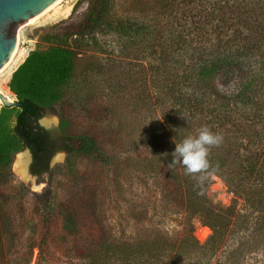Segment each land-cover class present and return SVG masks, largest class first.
Returning <instances> with one entry per match:
<instances>
[{"label": "trees", "instance_id": "trees-1", "mask_svg": "<svg viewBox=\"0 0 264 264\" xmlns=\"http://www.w3.org/2000/svg\"><path fill=\"white\" fill-rule=\"evenodd\" d=\"M88 4L84 20L65 33L63 45L32 52L12 74L10 90L18 104L27 103L1 109L0 182L10 173L14 156L26 149L32 154L33 175L50 173V187L67 178L64 230L69 253L81 264H264V0L124 4L88 0ZM107 40L117 41L119 59L149 58L147 73L157 79L151 82L167 99V107H161L162 132H152L153 141L144 148L132 144L128 151L117 140L116 149L109 151L95 132L70 133L78 115L71 112L80 111L67 106L68 98L79 93L72 86L75 61L87 63L84 76L104 75L100 63ZM217 83L231 91L222 92ZM75 102L80 104L78 98ZM15 108L19 112L9 135L7 122ZM47 112L60 117V133L40 125ZM205 126L223 136L221 145L210 149L209 168L192 175L180 164L170 167L175 143ZM155 148L160 156L153 158ZM59 152L69 156L67 162L51 171L50 161ZM162 153L164 158L159 159ZM77 158L104 173L113 172L114 192L123 199L125 178L147 192L133 193L142 203L132 209L136 221L131 228L151 224L154 234L125 237L121 231L116 237L100 209L105 196L102 176L75 171ZM214 176L230 186L242 202L240 209L237 203L220 207L210 201ZM19 189L20 198L30 195L23 185ZM56 197L51 191L37 200L39 232L25 242L23 235L16 238L3 224L5 197L0 192V264L8 246L27 247L30 261L38 250L37 264L50 254L56 244ZM155 197L164 221L182 219L181 239L156 231L160 224L147 218L146 201ZM195 220L211 230L204 245L193 236Z\"/></svg>", "mask_w": 264, "mask_h": 264}, {"label": "rangeland", "instance_id": "rangeland-1", "mask_svg": "<svg viewBox=\"0 0 264 264\" xmlns=\"http://www.w3.org/2000/svg\"><path fill=\"white\" fill-rule=\"evenodd\" d=\"M128 1L116 0L117 4H124V2ZM88 7V0H63L62 3L42 16V18L37 19L33 23L29 21L18 28V36L20 38L17 47L18 56L13 63L14 65H11V69L9 68L5 73H0L1 91H4L13 102H18V100L10 90L9 82L15 70L32 52H45L51 45H63V36L84 20ZM107 41H110L105 48L107 53L104 55L103 63H100V65L103 64L101 67L105 71L104 75H99L95 78L84 76L83 70L87 67V63L75 61L74 85L72 86H74V90L79 92V95L74 91L76 96L68 98L67 102L69 103H67V106L72 105L73 108H79L80 111L71 112L78 115L77 120L69 129L70 133L95 132L96 135L101 137V144L103 143L104 147L109 151L116 149L117 140L118 142L121 140L125 147H128L126 149L128 151L129 146L132 144L144 148L143 145L153 141L152 132H158V134L162 132L160 125L164 123V109L161 107H163L162 105L167 107V99L159 92V87L152 84L151 81H156L157 79L152 78L151 72L147 73L149 61H151L149 58L143 60V56L137 55L128 59H119L121 56L118 53L117 41L113 44H111V40ZM217 85L222 92L231 91V88L227 86H221L219 83ZM74 92H72V95ZM76 98L80 100L78 105L75 102ZM2 108L3 105H0V112ZM83 109H86V111H82ZM18 112L19 109L15 108L11 113L10 120L7 122L9 135L13 134V129L16 125L15 116ZM39 123L47 130L60 133L61 121L57 115L47 112ZM120 124L124 125L121 132L119 131ZM155 151L152 155L153 158L157 154L158 157L160 156V152H157L159 150L155 148ZM22 154L30 159L27 171L29 170L31 173L33 158L31 152L26 149L14 156L10 173L7 174L5 181L0 182V192L5 197L1 206L3 224L11 227L12 233L16 238L23 235L25 242L29 239H35L39 232L35 212L36 202L38 199L46 198L53 191L54 196H57L56 244L54 249L50 251L48 256L43 258L40 264H81L73 254L71 255V252L69 253V237L64 230L67 178L65 176L62 177L64 180L59 178L57 182L53 183V187L49 186L51 181L50 173L42 176H35L31 173L33 175L31 180H22L16 168L18 158ZM68 157L64 152L55 154L50 161V170L63 167ZM163 158L164 155L162 153L159 159ZM158 163L160 162L158 161ZM73 164L75 171L80 174L90 177L91 174L98 173L102 176L105 196L101 199L100 209L102 217L112 227L116 237L121 234V231L127 234L125 237L130 234L138 235L139 233L145 237L154 234L150 233L154 229L151 224H146V226L138 224V226H135L136 230H134V227L131 228L132 223L136 221L133 220L132 209L142 203L140 196L136 197L134 194L145 195L147 192L137 188V185L135 186L129 178H125V181L129 182H125L123 186L124 199H126L124 200L114 192L116 180L113 172L104 173V171L94 167L89 161L81 158L73 159ZM212 179L213 183L208 190L210 201L220 207H228L237 203V209H240L242 202L237 199L230 186L219 177L214 176ZM21 185L30 192L26 199L20 198L21 190L19 188ZM158 200L155 197L147 200L148 202L146 201L148 208L147 218L154 224H160L159 229L157 228L156 231L166 232L172 239H181L184 236V228L180 225L182 219L172 218L164 221L165 217L156 209L159 206ZM206 228L197 220L194 221L193 236L200 245H204L211 236V230ZM5 251H8V253L3 264H29L30 262V264H37L38 250L35 251L32 261L29 259L27 247L8 246ZM194 256H196V253H194Z\"/></svg>", "mask_w": 264, "mask_h": 264}, {"label": "water", "instance_id": "water-1", "mask_svg": "<svg viewBox=\"0 0 264 264\" xmlns=\"http://www.w3.org/2000/svg\"><path fill=\"white\" fill-rule=\"evenodd\" d=\"M58 0H0V70L7 64L18 41V28L40 15ZM27 103L5 101L4 108ZM31 178L33 175L28 170Z\"/></svg>", "mask_w": 264, "mask_h": 264}, {"label": "clouds", "instance_id": "clouds-1", "mask_svg": "<svg viewBox=\"0 0 264 264\" xmlns=\"http://www.w3.org/2000/svg\"><path fill=\"white\" fill-rule=\"evenodd\" d=\"M175 143V139L173 141ZM223 136L212 132L208 127H202L197 135L185 138L181 143H175L172 153V165L180 164L188 174L195 175L209 168L208 156L212 147H219Z\"/></svg>", "mask_w": 264, "mask_h": 264}, {"label": "bare ground", "instance_id": "bare-ground-1", "mask_svg": "<svg viewBox=\"0 0 264 264\" xmlns=\"http://www.w3.org/2000/svg\"><path fill=\"white\" fill-rule=\"evenodd\" d=\"M63 0H58L56 3H54L53 5H51L49 8H47L44 12H42L39 16L33 18L32 20H30L31 22L30 23H33L35 22L37 19L39 18H42V16H44L45 14H47L48 12H50L52 9H54L56 6H58L60 3H62ZM19 36H18V41H17V44H16V47L14 49V52L11 56V59L10 61L4 65V67L1 69L2 71L0 73H5V71H7L11 65L14 63L16 57L18 56V42H19ZM14 65V64H13ZM11 69V68H10ZM5 101L7 102H12V99L10 97H8L4 91H1V88H0V105H4ZM29 158L28 156H24L23 154L20 155V157L18 158V161H17V171H18V174L20 176V178L24 181H28V180H31V177L28 175V171H27V165L29 163ZM200 235V234H199ZM199 237V236H198Z\"/></svg>", "mask_w": 264, "mask_h": 264}, {"label": "flooded vegetation", "instance_id": "flooded-vegetation-1", "mask_svg": "<svg viewBox=\"0 0 264 264\" xmlns=\"http://www.w3.org/2000/svg\"><path fill=\"white\" fill-rule=\"evenodd\" d=\"M33 162V161H32Z\"/></svg>", "mask_w": 264, "mask_h": 264}]
</instances>
